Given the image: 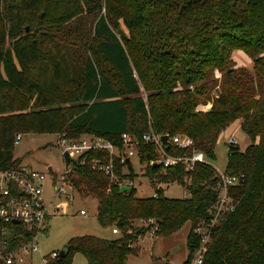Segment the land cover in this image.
I'll list each match as a JSON object with an SVG mask.
<instances>
[{
    "label": "trees",
    "instance_id": "trees-1",
    "mask_svg": "<svg viewBox=\"0 0 264 264\" xmlns=\"http://www.w3.org/2000/svg\"><path fill=\"white\" fill-rule=\"evenodd\" d=\"M66 1L75 15L90 20V46L80 37L63 43L44 33L22 35L17 20L7 29L0 21V169L20 166L12 156L18 134L70 140L94 134L121 148V134L128 132L139 141L137 156L151 181L180 182L189 197L166 198L161 188L144 198L133 186L120 191L126 175L119 160L112 159L117 178L110 179L90 168L92 159L107 163L109 156L87 151L68 178L82 199L96 203L98 223L120 235L71 238L64 256L43 264H72L76 252L87 264H126L146 226L167 236L190 221L188 264L197 246L192 228L208 218L216 198L214 169L201 164L187 170L183 163L164 168L156 145L142 135L188 136L214 161L219 135L237 120L250 143L228 149L225 170L241 176L230 190L235 207L212 229L202 264H264V0ZM37 2L22 0L27 9ZM235 49L252 59V70L235 65ZM163 150L172 156L192 152L170 142ZM3 227L17 234L11 246L30 237L20 224L1 221L0 237Z\"/></svg>",
    "mask_w": 264,
    "mask_h": 264
},
{
    "label": "rangeland",
    "instance_id": "rangeland-1",
    "mask_svg": "<svg viewBox=\"0 0 264 264\" xmlns=\"http://www.w3.org/2000/svg\"><path fill=\"white\" fill-rule=\"evenodd\" d=\"M16 1L17 7L4 4L0 0V21L5 29L10 27V21L14 19L17 20L19 32L22 35L44 33L53 36L55 41L63 43H72L76 37H80L87 45H91L87 38L91 29L90 20L83 14L75 15L72 3L66 0H38L36 4L27 9L23 6L22 0ZM95 57L100 58L98 54ZM232 59L236 66L247 70L253 68L252 59L242 50H233ZM141 94L146 95L144 91ZM235 126L237 122L233 124L231 131ZM227 136L228 133L218 138L215 148L216 159L210 161L219 170H223L227 162V146L223 143ZM233 136L238 141V147L241 150L250 143L240 127ZM70 154L73 157L76 156L72 152ZM12 156L19 160L20 165L28 166L46 175L43 181V200L45 203L51 202L54 197V185L48 176L51 175L56 181L55 184H58V174H63L66 167L57 145V134H20V139L13 145ZM130 163L131 168L127 167L122 171L126 175L123 180L128 178L133 181L137 197H154L158 188H161V193L166 198L189 197L188 189L180 182L164 183L158 179L152 182L146 173L147 163L140 161L137 155L130 158ZM48 167H51V171ZM54 205L59 208L60 214L50 217L47 232L39 239L43 252H41V257L38 253L33 256V264H43L42 255L51 250L59 251L68 244L71 238L92 235L102 239H111L120 235V233L111 232L112 226L102 227L96 219V203L85 202L77 193L74 194L72 203L57 199ZM79 208H83L86 215H80ZM151 229L146 226L141 235L136 238L133 245L137 248V252L128 255L126 264H186L189 257L187 238L191 230V222H185L177 231L167 236H158ZM72 264H87V260L82 253L76 252L73 255Z\"/></svg>",
    "mask_w": 264,
    "mask_h": 264
},
{
    "label": "built area",
    "instance_id": "built-area-1",
    "mask_svg": "<svg viewBox=\"0 0 264 264\" xmlns=\"http://www.w3.org/2000/svg\"><path fill=\"white\" fill-rule=\"evenodd\" d=\"M160 137L161 135L156 133H146L142 135V140L156 145L161 155L157 162L162 163L164 168L183 163L187 170H191L194 166L201 164H208L214 169L216 198L208 209V218L200 221L192 228V235L197 240V246L194 249L190 264H202L212 229L221 222L226 213L234 210L235 200L231 196L230 190L238 185L241 176L227 171L225 168L223 170L215 168L202 151L194 149V142L188 136L173 135L171 137L168 136L167 139V143L170 142L178 148L192 149L191 154L185 156L166 154L163 150L165 144L162 143ZM19 139L20 134L16 135L15 143ZM225 144L228 153V149L231 146H238V141L233 135H229L226 137ZM57 145L62 155L67 153L69 157L76 159L77 163L79 157L87 151H104L110 158L109 162L104 163L100 159L94 158L90 162V168L103 173L110 179H116L117 175L112 163L113 157H116L123 165V169H125L128 161L130 163V158L138 155L139 141L130 133L124 132L121 134V148H118L110 140L99 135L86 134L78 139L70 140L64 134H58ZM70 152L76 156H71ZM80 162L85 163L84 160ZM149 164L153 165L154 161H150ZM70 170V165H66L64 173L58 174V184H55L56 181L51 175L48 176L54 185V197L51 202L45 203L43 200V181L46 175L44 173L22 165L17 168L0 169V221L2 223H13V220H17V223L13 224H20L30 234L26 242L18 246H11L12 239H15L17 234H13L6 227L2 228L0 260L4 264H33V256L36 253L41 257L40 236L47 232L49 218L60 214L59 208L54 205V201L63 199L70 204L73 202L74 194L77 193L76 188L68 178ZM133 184L131 179L125 178L119 182V187L121 185L131 187ZM78 213L86 215L84 209H79ZM151 230L154 233V228ZM111 232L113 234L120 233L116 227L111 228ZM57 255L58 251H50L42 255L43 263L47 257L53 259Z\"/></svg>",
    "mask_w": 264,
    "mask_h": 264
},
{
    "label": "water",
    "instance_id": "water-1",
    "mask_svg": "<svg viewBox=\"0 0 264 264\" xmlns=\"http://www.w3.org/2000/svg\"><path fill=\"white\" fill-rule=\"evenodd\" d=\"M160 138H161V141H162L163 144H167L168 136H167L166 134L161 135ZM63 158H64V161H65V164H66V165H70L71 168H73V167L77 164V160L74 159V158L69 157L67 153H64V154H63ZM155 164H156V163H155ZM127 165H128V166L130 165L129 161H128ZM48 169L50 170L51 167H48ZM128 188H129L128 186L121 185V186L119 187V190H120V191H125V190H127ZM154 222H155V223H159L158 220H155ZM13 223H17V220H13ZM139 231H140V229H139L137 232H139ZM65 252H66V249H65V248H62V249H60V250L58 251V255L62 257V256L65 255Z\"/></svg>",
    "mask_w": 264,
    "mask_h": 264
},
{
    "label": "crops",
    "instance_id": "crops-1",
    "mask_svg": "<svg viewBox=\"0 0 264 264\" xmlns=\"http://www.w3.org/2000/svg\"><path fill=\"white\" fill-rule=\"evenodd\" d=\"M237 122V126H235V128L231 131V129H232V127H233V124L234 123H236ZM240 127V120H237V121H235V122H233L230 126H229V128L225 131V132H223L222 134H223V136H225L226 135V133H228V136L229 135H234V132L236 131V130H238V128ZM221 134V135H222ZM221 135H219V137L221 136ZM227 136V137H228ZM223 143H225L224 141H223ZM51 170V169H50ZM79 195V194H78ZM80 196V195H79ZM85 202H92L93 200H86V199H83ZM94 202V201H93ZM79 209H83V208H79ZM78 209V210H79ZM82 216H84V215H82ZM50 219V218H49ZM48 223H49V221H48ZM112 239V238H111ZM41 248V247H40ZM51 251H56V250H51ZM41 252H43L42 251V248H41Z\"/></svg>",
    "mask_w": 264,
    "mask_h": 264
}]
</instances>
